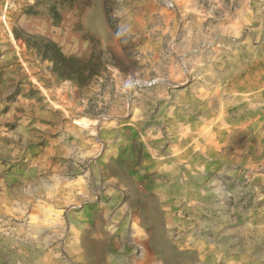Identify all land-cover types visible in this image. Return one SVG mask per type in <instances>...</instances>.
<instances>
[{
  "label": "rangeland",
  "instance_id": "rangeland-1",
  "mask_svg": "<svg viewBox=\"0 0 264 264\" xmlns=\"http://www.w3.org/2000/svg\"><path fill=\"white\" fill-rule=\"evenodd\" d=\"M0 264H264V0H0Z\"/></svg>",
  "mask_w": 264,
  "mask_h": 264
}]
</instances>
